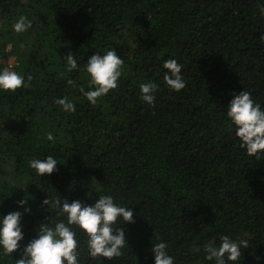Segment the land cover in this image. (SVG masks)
Here are the masks:
<instances>
[{
    "label": "trees",
    "instance_id": "trees-1",
    "mask_svg": "<svg viewBox=\"0 0 264 264\" xmlns=\"http://www.w3.org/2000/svg\"><path fill=\"white\" fill-rule=\"evenodd\" d=\"M260 5L264 0H0V70L11 66L26 85L0 90V218L23 213L21 199L31 209L22 216L20 250L5 255L0 248V264H15L40 224L66 222L43 200L94 205L101 195L131 208L135 220L117 218L113 227L125 228L126 244L121 257L102 264H154L159 242L174 264H215L203 245L222 235L248 242L228 264H264V153L247 155L226 115L242 90L264 110ZM21 15L32 27L16 33ZM111 49L123 74L92 105L79 91L89 90L84 66ZM69 51L79 70L67 72ZM167 59L183 66L179 92L163 80ZM147 81L157 85L153 105L141 99ZM64 96L74 113L55 103ZM49 155L57 170L40 177L29 160ZM70 227L80 264H99L86 233Z\"/></svg>",
    "mask_w": 264,
    "mask_h": 264
},
{
    "label": "clouds",
    "instance_id": "clouds-1",
    "mask_svg": "<svg viewBox=\"0 0 264 264\" xmlns=\"http://www.w3.org/2000/svg\"><path fill=\"white\" fill-rule=\"evenodd\" d=\"M261 15H264V5H260ZM32 27V21L21 15L13 23L12 28L16 33H24ZM264 41V35L261 36ZM66 62L67 72L79 70L77 59L71 51L63 56ZM123 60L117 55L115 49L107 50L105 54H92L88 57L84 71L89 75L88 89L81 86L79 91L92 105L118 87V80L123 74ZM167 71L163 76L166 85L176 92L186 87V81L182 73L183 66L175 59H167L163 63ZM31 76L28 77L30 81ZM67 84L77 87L76 81L69 79ZM25 85L22 75L5 67L0 70V90L15 92ZM157 85L152 81L140 84L141 99L148 105L155 102ZM66 113L76 111L74 103L64 96L55 101ZM227 117L231 125L235 127V136L239 138L240 147L246 150L247 155L255 156L257 160L264 153V110L259 103H255L250 92L240 91L233 93V98L228 104ZM47 140L54 142L51 132L47 134ZM58 161L49 155L44 159L32 158L29 167L35 170L40 177L51 175L57 170ZM28 199L17 201L24 212L12 211L0 218V248L5 255L20 250V242L24 239L22 232V216L31 213L29 207H24ZM58 211L61 216H66V222L60 220L54 225L40 224L36 230V238L32 239L21 251L20 258L15 264H80L79 253L76 251L78 241L76 233L70 226L79 227L86 233L89 256L102 264L101 258L112 260L122 255L121 249L126 244L125 228H114L117 218L122 217L126 223H135L134 212L131 208L122 207L114 203L111 196L101 195L94 205H88L79 199L71 203L67 199H50L42 201V206ZM247 248L248 242L233 241L227 235L219 237V243L209 240L203 245L205 259L215 261V264H228L237 261L242 253L241 248ZM154 254V264H174V257L167 251V244L159 242L151 249ZM259 259V258H257Z\"/></svg>",
    "mask_w": 264,
    "mask_h": 264
},
{
    "label": "rangeland",
    "instance_id": "rangeland-1",
    "mask_svg": "<svg viewBox=\"0 0 264 264\" xmlns=\"http://www.w3.org/2000/svg\"><path fill=\"white\" fill-rule=\"evenodd\" d=\"M8 63H9V64H13V63H14L13 58H10L9 61H8ZM9 68L12 70L11 66H10Z\"/></svg>",
    "mask_w": 264,
    "mask_h": 264
}]
</instances>
